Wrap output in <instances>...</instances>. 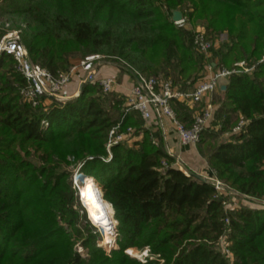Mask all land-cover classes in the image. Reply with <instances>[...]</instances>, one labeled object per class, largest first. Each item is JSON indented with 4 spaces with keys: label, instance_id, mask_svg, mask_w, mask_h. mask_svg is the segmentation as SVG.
<instances>
[{
    "label": "trees",
    "instance_id": "16d2710c",
    "mask_svg": "<svg viewBox=\"0 0 264 264\" xmlns=\"http://www.w3.org/2000/svg\"><path fill=\"white\" fill-rule=\"evenodd\" d=\"M173 11L199 24L208 40L227 39L208 58L195 45L201 31L178 28ZM0 16L21 31L32 62L55 77L69 72L73 58L93 55L117 58L183 92L208 76V64L216 71L240 70L241 62L252 69L229 76L222 98L213 95L219 106L197 145L221 192L174 166L164 145L155 144L160 131L137 112L120 111L127 97L87 83L78 98H49L46 105L42 97L34 107L21 94L27 79L3 54L0 264H264V0H0ZM172 107L190 127L202 106L173 101ZM239 118L246 125L234 133ZM118 125L142 139L132 148L114 146L108 161L109 135ZM77 168L97 180L90 184L97 201L111 206L116 237L118 217L122 222L123 239L111 256L96 246L98 234L87 230L85 216L87 229L77 226ZM231 191L260 208L227 210ZM79 239L90 251L86 260L75 250ZM130 248H149L155 259L142 263L126 254Z\"/></svg>",
    "mask_w": 264,
    "mask_h": 264
},
{
    "label": "built area",
    "instance_id": "2783aa9c",
    "mask_svg": "<svg viewBox=\"0 0 264 264\" xmlns=\"http://www.w3.org/2000/svg\"><path fill=\"white\" fill-rule=\"evenodd\" d=\"M184 22L176 25L183 26ZM226 39L227 36L225 35V38H223L222 35L218 39V42L223 43ZM215 44L214 41H210L205 37L204 32H199L195 37L196 47L204 53H209L215 47ZM3 54L10 55L14 58L17 71L27 79L29 85L22 89L21 94L34 107L39 105L42 97L59 101L65 99L61 97V94L65 86L69 83L76 68L58 77L53 76L47 69L32 62L29 51L22 41L21 32L17 31L6 34L1 38L0 57ZM100 59V56H92L82 62L81 68L85 72L82 83L98 84L104 94H110L114 91L116 81L111 77L100 78L98 76L99 63L97 61ZM238 67L240 70H218L214 73L211 72L195 86L194 90L189 92L181 91L170 81L160 80L154 77L148 78L132 69L137 81L126 98L122 113L127 114L130 111H135L145 123H155L158 129L161 130L165 140L170 134L169 129L171 128L179 136L183 145L197 146L200 142L202 132L214 121L216 107L213 103V95L224 85L225 80L232 74L252 71V69L247 68L244 62L238 64ZM173 101L185 103L190 107L202 106L199 111H196L190 127L178 119L172 107ZM245 125L246 122L242 121L234 128L233 132H241ZM131 140L132 143L138 140L134 128L130 127L123 132H120V125L113 128L110 132L107 145L109 153L108 161L112 159L111 149L114 146L130 142ZM168 154L171 155L169 150ZM205 178L218 191H225V187L220 181L214 178ZM227 254L230 256L229 251H227Z\"/></svg>",
    "mask_w": 264,
    "mask_h": 264
},
{
    "label": "rangeland",
    "instance_id": "374dc122",
    "mask_svg": "<svg viewBox=\"0 0 264 264\" xmlns=\"http://www.w3.org/2000/svg\"><path fill=\"white\" fill-rule=\"evenodd\" d=\"M13 21H14V18H11ZM187 19V18H186ZM15 21H16V19H15ZM184 24H183V26H179V25H176L178 28H184V29H188V30H191V31H193L194 32V34H195V32H198V30L199 31H201V32H204V29H202V27L198 24V25H196V26H193V25H189V23H187L186 22V20H185V16H184ZM6 22H8L6 25H5V23ZM12 22V21H11ZM10 21H8L6 18H4V17H2V16H0V30H4V29H7V30H9L8 32H7V34H9V33H13V32H21L20 30H18V29H12V30H10V25H12V23H11ZM17 22V21H16ZM6 35V34H5ZM22 36V35H21ZM3 37V36H2ZM2 37H0V40H1V38ZM223 38H225V35H223ZM219 39V38H218ZM218 39H216L215 41H214V43H216L215 44V48H218L222 43L221 42H218ZM207 55H209L208 56V58H210L211 57V54H207ZM93 56H100L101 57V59L99 60V61H97L98 63H99V66H98V76L101 78V76L99 75V69H101V68H103V67H116V68H118L117 70H118V72L119 73H121V74H123V73H127V71L128 70H132L128 65H125L122 61H120V60H118L117 58H112V57H106V56H102V55H93ZM89 57H92V56H89ZM88 58V57H87ZM86 58V59H87ZM86 59H84V60H81V59H79V58H73L72 59V66H71V68H70V70H72L73 68H76V70L75 71H77V68L79 69H83V68H81V64H82V62H84ZM211 60V59H210ZM241 63H243V62H241ZM241 63H239V64H241ZM124 64V67H121V65H123ZM237 66H238V64H237ZM216 67V64H213V65H207L206 66V70H207V73H208V75L212 72V73H214V72H216V70H214V68ZM69 70V71H70ZM134 70V69H133ZM219 70V69H218ZM84 72V71H83ZM73 76V75H72ZM72 76H71V79H70V81H69V83H71V81H72ZM79 76V75H78ZM84 77H85V72L83 73V75L82 76H79V82H81V88L83 89V86L85 85V84H83L82 82H83V79H84ZM147 77V76H146ZM104 78V77H103ZM106 78H109V77H106ZM112 78V77H111ZM148 78H150V77H148ZM201 82V81H200ZM68 83V84H69ZM67 84V85H68ZM77 85H75V86H73L74 88H75V91H73L72 93H70L71 95L72 94H74L73 95V97L72 98H65V95H64V93L63 92H65L64 90H65V88H64V90H63V92H62V94H61V97H63V98H65L64 100H62V101H59V100H57L58 102H61V103H65V102H68V101H70V100H72V99H74V98H78L80 95H81V89L80 90H77V87H76ZM215 94H218V96H217V98L219 99V98H222V95H220V93H219V90L215 93ZM24 100L25 101H27L25 98H24ZM28 102V101H27ZM45 104L46 105H49V104H51V101L49 100V98H47V100L45 101ZM214 105H216V106H219V105H217V104H215L214 103ZM125 107V104L122 106V108H121V112H122V109ZM195 115V114H194ZM236 118V117H235ZM234 118V119H235ZM242 121H244L243 119H241V118H239L238 119V122H237V124H236V126H238ZM225 137L226 136H224V137H221L220 139H219V141H222V140H224L225 139ZM137 139H138V135H137ZM141 140H137V141H135L134 143H132V140L130 141V142H126L125 143V145L126 146H128V147H130V148H132L133 146H135L138 142H140ZM199 144V143H198ZM197 144V145H198ZM156 145L158 146H162V145H164V141L161 139V141L159 142H156ZM164 147H165V149H166V151H167V147L164 145ZM172 156V155H171ZM175 159H176V157L175 156H173ZM174 166L176 167V168H178V169H180L181 171H184V172H186L187 174H189L188 173V169L186 168V166H184V164L183 163H181L180 162V160H178V158L176 159V163L174 164ZM79 168H77V169H75L74 170V173H73V175H72V182H73V191H74V198H75V201H74V206H73V209H74V211L76 212V214L78 215V217H77V226L79 227V228H85V230L87 229L86 228V224H85V220H84V216L87 218V220L90 222V227L87 229V230H89V229H91V227H92V229H93V233H94V235L95 234H98L97 235V238H96V246L98 247V248H100L101 250H103L105 253H106V255L107 256H111V253L114 251V250H116V249H118L119 248V246H120V244H121V242H122V239H123V234H122V222H121V220H120V218L118 217V219H119V233H118V235H117V237H116V227L118 226V222L115 220V218H114V215L112 214V209H111V206L110 205H107V204H105L104 202V204L101 202V200H100V203L101 204H103L104 206H106V208H107V211H108V213H109V215H110V222H111V225L110 226H108V227H101V226H99L94 220H92V218H91V215H90V213H89V207H88V203H87V197H86V194H85V191H86V184L87 185H89V186H91V184L93 185V183H95V184H98L96 181V179L94 178V177H92V176H85V175H82V174H80L79 173ZM85 177H91V178H94V179H91V178H89V179H84ZM94 181V182H93ZM98 182H100V181H98ZM208 182V181H207ZM91 183V184H90ZM92 187V186H91ZM93 187H94V185H93ZM80 188H81V190H80ZM103 188V187H102ZM93 189V188H92ZM95 189V188H94ZM104 190V189H103ZM96 191V190H95ZM105 192V191H104ZM224 192V191H223ZM226 193V192H225ZM106 194V193H105ZM95 195V194H94ZM107 195V194H106ZM227 196H228V200H227V203H226V209L227 210H230V211H232V210H235V209H237V208H239V207H241V206H246V207H251V208H260V206H258V201H254V200H252V199H248V198H246V197H240V196H238V194L237 193H235V192H233V191H231L229 194L227 193L226 194ZM108 196V195H107ZM95 198H96V196H95ZM102 199V198H101ZM104 199V198H103ZM103 201V200H102ZM106 201V200H105ZM107 202V201H106ZM114 219V220H113ZM110 231V232H109ZM225 241H226V239H223L222 240V243H223V245L225 244ZM75 250L77 251V253L79 254V255H81V257L83 258V259H88V257H89V253H90V251L88 250V249H86L85 248V246L83 245V240L82 239H79L77 242H76V246H75ZM131 250V251H130ZM223 251L224 252H226L227 253V251H225V249H223ZM230 253V252H229ZM126 254L127 255H129L131 258H134V259H136V260H138V261H141L142 263H146L147 262V259L148 258H151V260H154L155 258L154 257H151L150 256V250H149V248H145L143 251H140V250H137V249H133V248H130V249H128V250H126ZM230 256H231V253H230ZM231 258V257H230ZM161 263H163V262H161Z\"/></svg>",
    "mask_w": 264,
    "mask_h": 264
},
{
    "label": "crops",
    "instance_id": "0c3cea01",
    "mask_svg": "<svg viewBox=\"0 0 264 264\" xmlns=\"http://www.w3.org/2000/svg\"><path fill=\"white\" fill-rule=\"evenodd\" d=\"M118 68L116 67H103L99 69V75L101 78H106V77H112L115 79L116 84L114 87V92L123 95L127 97L134 85L136 84V78L134 74L128 70L127 73H119ZM83 69H77V71L74 72L72 76V81L68 85L65 86V98H72L74 94H70L73 91H75V88L73 86L77 85V90L81 89V82H79V76L83 75ZM79 75V76H78ZM145 126L148 128H152L154 131H158V127L155 123L150 122V123H145ZM160 131L161 138L164 141V145L167 147V152L168 150L170 151L172 156H175L176 159L180 160L181 163L186 166L187 169H190L194 171L195 173L203 176V177H209V178H214L215 176L208 167L207 162L202 158V156L199 154L197 146L195 145H183L179 139V136L169 129V135L167 139H164V136ZM142 139V135H138V140ZM158 139H155V144L158 142Z\"/></svg>",
    "mask_w": 264,
    "mask_h": 264
},
{
    "label": "bare ground",
    "instance_id": "6f19581e",
    "mask_svg": "<svg viewBox=\"0 0 264 264\" xmlns=\"http://www.w3.org/2000/svg\"><path fill=\"white\" fill-rule=\"evenodd\" d=\"M85 194L87 197L89 213L91 215L92 220H94L101 227L110 226L111 225L110 215L107 211L106 206H104L103 204L97 201L93 193L92 187L87 184H86Z\"/></svg>",
    "mask_w": 264,
    "mask_h": 264
},
{
    "label": "water",
    "instance_id": "95a60500",
    "mask_svg": "<svg viewBox=\"0 0 264 264\" xmlns=\"http://www.w3.org/2000/svg\"><path fill=\"white\" fill-rule=\"evenodd\" d=\"M172 21L174 22V24H178L184 21V14L181 11H173L172 12ZM222 90H226V86H222ZM81 92H82V88H81ZM188 173L189 175L197 178L198 180L202 181V182H207V179L197 173H195L194 171L188 169Z\"/></svg>",
    "mask_w": 264,
    "mask_h": 264
}]
</instances>
